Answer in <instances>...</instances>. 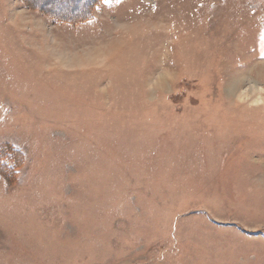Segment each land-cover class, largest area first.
<instances>
[{"label":"rangeland","instance_id":"rangeland-1","mask_svg":"<svg viewBox=\"0 0 264 264\" xmlns=\"http://www.w3.org/2000/svg\"><path fill=\"white\" fill-rule=\"evenodd\" d=\"M26 1L0 0V264H264V0Z\"/></svg>","mask_w":264,"mask_h":264},{"label":"trees","instance_id":"trees-1","mask_svg":"<svg viewBox=\"0 0 264 264\" xmlns=\"http://www.w3.org/2000/svg\"><path fill=\"white\" fill-rule=\"evenodd\" d=\"M24 1L27 2V6H28V7H29V6H30V8H31V7H35L34 4H31V3H29V2L26 1V0H24ZM100 1H101V0H88V1H86L85 4H84V7H85V8H84V11L81 12L80 14H77V15H75V16H72V18H73V19H78V20L87 19L88 16H90V12H91V8H92V6L97 5L98 2H100ZM113 1H115V0H113ZM35 9H37V8H35ZM52 14H53V13H50V16L53 17V18H55L56 16L63 15V14H56L55 12H54L55 16L52 15ZM57 18H58V17H57Z\"/></svg>","mask_w":264,"mask_h":264}]
</instances>
